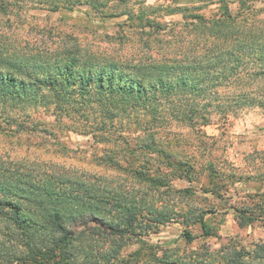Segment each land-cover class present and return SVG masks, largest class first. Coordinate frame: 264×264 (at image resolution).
Returning <instances> with one entry per match:
<instances>
[{"label":"trees","instance_id":"trees-1","mask_svg":"<svg viewBox=\"0 0 264 264\" xmlns=\"http://www.w3.org/2000/svg\"><path fill=\"white\" fill-rule=\"evenodd\" d=\"M29 1L52 11L86 3L101 10L103 17H132V9H107L110 0ZM196 1L215 4L217 13H192L194 40L187 49L171 51L161 59L126 65L77 44L32 50L0 43V100L46 106L54 102L60 112L73 110L88 117L86 112L97 111L103 123L133 119L151 125L167 117L190 126L204 125L214 113L226 118L244 106L264 108V15L250 19L257 9L246 0H241L246 7L236 12L228 0ZM185 9L176 5L170 12ZM146 128L139 136L140 147L153 150L155 133ZM157 151L179 176L192 179V163L171 160L165 151ZM209 171L212 175V166ZM138 177L152 186L164 180L142 172ZM208 192L215 194V189ZM155 202L145 194L112 187L106 179L34 174L0 162V264H126L120 254L130 241L156 233L175 216L185 227L187 243L197 238L188 229L191 224H199L203 237L215 234L206 217L214 209L190 206L179 213ZM259 210L261 216L248 205L235 208L238 224L243 227L259 217L264 222V204ZM153 260L156 264H264V242L251 249L232 240L217 249L203 245L186 256L171 257L163 251Z\"/></svg>","mask_w":264,"mask_h":264},{"label":"rangeland","instance_id":"rangeland-1","mask_svg":"<svg viewBox=\"0 0 264 264\" xmlns=\"http://www.w3.org/2000/svg\"><path fill=\"white\" fill-rule=\"evenodd\" d=\"M228 1L234 12L246 7L241 0ZM246 1L257 9L250 19L264 15V0ZM109 4L107 9L111 11L132 9V17H103L101 10L86 3L52 11L36 1L0 0V6H4L0 8V43L32 50L77 44L96 55L133 65L187 49L194 40L195 19L191 14L217 13L215 4L196 0H180L179 4L176 0H110ZM176 5L186 9L170 12ZM142 9L146 10L143 15ZM86 113L88 117L73 110L60 112L54 102L46 106L0 100V162L34 174L57 172L106 179L112 187L145 194L156 199L157 205L179 213L190 206L214 209L206 214L214 235L203 237L199 224H191L188 229L197 238L187 243L185 227L175 216L156 233L130 241L120 254L126 264H156L153 255L158 257L163 251L171 257L186 256L203 245L217 249L231 240L246 249L264 242L262 218L241 227L235 211L248 205L261 216L264 108L244 106L226 118L214 113L209 123L195 126L168 117L156 121V125L133 119L103 123L98 121L99 112ZM146 127L155 133L153 150L140 147L139 136ZM157 149L165 151L171 160L192 163V179L179 176ZM209 166L214 169L212 175ZM139 172L164 180L152 186L138 177ZM211 188L215 194L208 192ZM137 252L138 256L131 257Z\"/></svg>","mask_w":264,"mask_h":264}]
</instances>
